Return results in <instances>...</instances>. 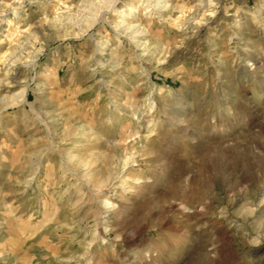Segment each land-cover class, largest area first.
Segmentation results:
<instances>
[{"label":"rangeland","instance_id":"374dc122","mask_svg":"<svg viewBox=\"0 0 264 264\" xmlns=\"http://www.w3.org/2000/svg\"><path fill=\"white\" fill-rule=\"evenodd\" d=\"M0 264H264V0H0Z\"/></svg>","mask_w":264,"mask_h":264}]
</instances>
